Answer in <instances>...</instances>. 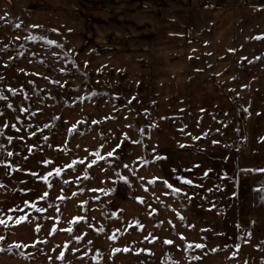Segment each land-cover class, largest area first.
Instances as JSON below:
<instances>
[{
    "label": "rangeland",
    "instance_id": "rangeland-1",
    "mask_svg": "<svg viewBox=\"0 0 264 264\" xmlns=\"http://www.w3.org/2000/svg\"><path fill=\"white\" fill-rule=\"evenodd\" d=\"M229 4L247 8L250 3L243 7L229 0ZM89 14L85 0H0V96L7 97L0 99V145L14 153L8 156L0 149V161L6 162L0 163V183L6 185L0 189L4 209L0 218L7 225L0 224V236L5 238L0 240V264H215L216 254L233 245L237 229L247 225L246 196L252 189L244 181L252 172L234 164L235 155L240 160L246 148L242 129L247 110L238 104L237 113L232 108L225 121L223 113L201 111L208 106L192 105L191 113L181 114L178 106L161 104L148 66H141L132 51L93 31ZM29 36L37 39H26ZM74 123L77 128L66 132ZM221 126L235 135H225ZM32 132L35 135H29ZM121 141L116 150L119 159L106 157L86 167L95 158L92 153L105 155ZM226 141L233 142L232 157L221 152L229 145ZM73 160L77 163L64 168L60 177L39 178ZM117 172L130 183L119 180ZM138 176H144V181ZM181 176L194 184H185ZM154 177L168 179L182 188L181 194H173L160 179L150 183ZM65 180L69 183L64 184ZM48 183L53 186L49 188ZM22 188L31 191L21 192ZM97 188L114 191H91ZM61 189L67 197L63 201L56 199ZM46 191L48 197L40 200ZM185 192L195 193L191 201ZM258 193L264 196V187ZM137 196L144 203L134 199ZM25 200L46 211L26 207ZM13 205L23 208L28 222L15 223L18 213L7 212ZM152 209L156 212L148 215ZM260 211L264 212V198ZM7 215L13 220H7ZM159 221L163 225L158 227ZM152 236L157 239L152 241ZM166 238L173 244H165ZM21 242L27 247L16 248ZM196 243L206 246L199 249ZM125 247L128 252L123 251ZM61 252L62 259L58 258Z\"/></svg>",
    "mask_w": 264,
    "mask_h": 264
},
{
    "label": "crops",
    "instance_id": "crops-1",
    "mask_svg": "<svg viewBox=\"0 0 264 264\" xmlns=\"http://www.w3.org/2000/svg\"><path fill=\"white\" fill-rule=\"evenodd\" d=\"M248 1L237 8L228 0H85L92 30L148 66L161 104L178 106L181 114L208 106L203 113H223L225 121L238 104L247 110L246 148L240 160L234 157L252 172L244 181L252 189L247 225L237 229L233 245L222 244L215 264H264V196L257 194L264 173L255 171L264 168V0ZM226 143L221 152L232 157L233 142Z\"/></svg>",
    "mask_w": 264,
    "mask_h": 264
},
{
    "label": "snow or ice",
    "instance_id": "snow-or-ice-1",
    "mask_svg": "<svg viewBox=\"0 0 264 264\" xmlns=\"http://www.w3.org/2000/svg\"><path fill=\"white\" fill-rule=\"evenodd\" d=\"M17 27H19V25H17ZM34 27H38V26H34ZM53 31H56V30L54 29ZM17 39H20V37H17ZM26 39L35 40V39H37V37H35V36H29V37H26ZM40 39H44V37H40ZM47 43H48V44H56V41H55V40H48ZM58 46L62 47V45H58ZM230 51H234V49H230ZM59 71L64 72V71H66V70H65L64 68H61V69H59ZM55 83L60 84V81H55ZM61 86H63V85H61ZM11 92L14 94V93L16 92V89H11ZM0 99L7 100V97H6V96H0ZM73 103H75V101H73ZM7 107L11 108L12 105L9 103V104L7 105ZM25 111H27V110L25 109ZM145 111H147V110H145ZM201 111H203V109H201ZM2 115H3V112H0V116H2ZM106 119H107V118H106ZM162 119H163V117H162ZM92 123H93V124H96V123H98V121L93 120ZM2 126L5 127V128L8 127L7 124H4V125H2ZM11 126H12L13 128L16 127L15 124H13V125H11ZM225 126H226V125H225ZM45 127H48V125L46 124ZM185 127H186V126H185ZM76 128H77V125L74 123V124L71 125V128L66 129V132L72 131L73 129H76ZM17 130H18V129H17ZM37 130L39 131V129H37ZM181 131H182V129H181ZM0 134H2V133H0ZM29 135H35V133L32 132V133H29ZM189 135H190V134H189ZM123 136H124L125 138H128V137H127V133H124ZM12 139H13V137H11V136L8 137V141H9V143L12 142ZM18 139L23 140L24 137H18ZM43 139L47 140V137H44ZM129 139H130V138H129ZM192 139H199V137H192ZM261 139L264 140V137H261ZM122 142H123V141L117 143L116 146H115L114 148H112L111 150L107 151V153H105V155H101V152H100V151H96V152L92 153V155H93L95 158H94V159H91V160L88 162V165H87L86 167H90V166H92V165H96L98 160H105L106 157H114V156H115L116 159H119L121 154H120L119 152H117L116 150L119 149V148L121 147V143H122ZM132 142H133V143H137V142H139V141H132ZM213 143H217V141H213ZM100 147L102 148L103 145H101ZM181 147H183V145H181ZM0 149H3L4 151H7V149H5L3 145H0ZM28 151H29V152L32 151V146H29V147H28ZM152 151L154 152L155 149H153ZM13 154H14V153H13L12 151H7V155H8V156H12ZM24 159H27V157H24ZM155 159H166V157H160V156H157V157H155ZM84 162H85L84 159H80V160H79V163H80V164H84ZM107 162H108V163H111L112 161L109 160V161H107ZM0 163H6V162H5V161H0ZM42 163H44V164H48V163H50V161H48V160H44V161H42ZM76 163H77V160H73V161L71 162V164H69V165H64V166H62V167H61V166H55V167L53 168L52 171H49L46 175L40 176L39 178H40V179H43V180H45V181H48L49 178L53 176V174H55L56 177H60L62 171L64 170V168H71V167H72L73 165H75ZM123 167H124V168H128L129 166H128L127 164H124ZM194 167H199V165H195ZM16 170H17V171H24V169H21V168H18V167L16 168ZM101 170L103 171V169H101ZM186 171H189V172H190L191 169H187ZM208 171H211V169H208L207 171H205V173H204V177H205V178H206L207 175H208ZM246 171H249V170H246ZM255 171L264 172V168L255 169ZM133 174L135 175L134 172H133ZM31 175L35 177V176H37V173L32 172ZM117 177H118L119 180L124 181L126 184H129V183H130V182H129V178H128L127 176L120 175L118 172H117ZM84 178H85V179H88V173H87V171L84 172ZM138 179H139L140 181H144L145 177H144V176H138ZM157 179L162 180L163 184H164L168 189H172L173 194H176V195L181 194V192H182V188H180V187H174L173 184H172V183H169L168 179H166V178H163V177H154L153 180L150 181V183H155V181H156ZM179 179L182 180V181H183L185 184H187V185H193V184H194V181H193L192 179H185L183 176L179 177ZM77 182H79V177H77ZM63 183H64V184H68L69 181L65 180V181H63ZM52 186H53V185H52L51 183H48V187H49V188H51ZM198 186H199V187H202L203 185H198ZM5 188H6V185L0 183V189H5ZM145 190H147V187L145 188ZM208 190L211 191V189H208ZM20 191H21V192H28V191H31V189H23V188H22V189H20ZM81 191H82V189H81ZM91 191L101 192V193H107V192H112V191H114V189L97 188V189H91ZM60 193H61V194H60L58 197H56V199L61 200V201L67 199V197H65L64 194H63V189L60 190ZM165 194L167 195V193H165ZM48 195H49V193L46 191V192H44L42 195L39 196V199H40V200H45V199L48 197ZM72 195L75 196L76 193L73 192ZM153 195H155V194L153 193ZM192 195H195V193H193ZM192 195H188L187 192L184 193L185 198H187L189 201H191V199H192ZM233 195H236V193H233ZM94 199H99V197H94ZM134 199H137V200H139L141 203H144L143 197H139V196H137V197H134ZM157 200H159V197H157ZM23 203H24V205H25L26 207H27V206H30V207H32V208H36V210H37L38 212H44V211H46V209H44V208H42V207H37V205H36V203H35L34 201L30 202V201H28V200H25V201H23ZM148 207L151 208V205L149 204ZM57 211H59V209H57ZM7 212H8V213H18V215H16V217H15V223H16L17 225H20L21 221H25V222H28V221H29V218H28L27 215L24 213L23 208H21L20 205H13L12 207H10V208L7 209ZM153 212H156V209H152L150 212H148V215H152ZM3 213H4V209H3L2 207H0V214H3ZM55 219H59V217H55ZM77 219H83V217H77ZM180 219L183 221L185 218H184L183 216H181ZM7 220H13V216H12V215H7ZM137 223H138V222H137ZM171 223H172V222L169 221V224H171ZM253 223H254V222H253ZM0 224H3V225H5V227H7V225L5 224V219H3V218H0ZM162 225H163V221H159L158 224H157L158 227H159V226H162ZM140 227H143V225H140ZM172 227H173V229H175V225H172ZM188 227L191 228V227H194V225L189 224ZM39 229H40V225H36V231H39ZM70 230H71V229H69V231H70ZM207 230H208V229H202V231H207ZM219 234L223 235V233H219ZM149 235H151V234H149ZM178 235L180 236V238H181L182 240L185 239V237L183 236V234L178 233ZM248 235L250 236V235H251V232H248ZM4 239H5V238H4L3 236H0V240H4ZM76 239L79 240L80 237L77 236ZM113 239H116V238L113 237ZM145 239L147 240L148 237H145ZM156 239H157L156 236H152V241H155ZM163 242H164L165 244H168V245H172V244H173V241H172L171 239H167V238H166ZM21 246L27 247V245H26V244H23L22 242H21V243H16V244H15V247H16V248H20ZM176 246L179 247V245H176ZM192 246H193L192 243H189V244H188V248H191ZM205 246H206V245L203 244V243H196V244H195V247H196V248H199V249H203ZM236 247H239V245H236ZM9 250H10V249H9ZM215 250H216V249H211V251H215ZM0 251H3V249H0ZM113 251L118 253V252L121 251V249H120V248H114ZM123 251H124V252H128L129 249H128L127 247H125V248L123 249ZM63 256H64V253L61 252V253L59 254V257H58V258H61V259H62ZM49 259H51V258H49Z\"/></svg>",
    "mask_w": 264,
    "mask_h": 264
},
{
    "label": "built area",
    "instance_id": "built-area-1",
    "mask_svg": "<svg viewBox=\"0 0 264 264\" xmlns=\"http://www.w3.org/2000/svg\"><path fill=\"white\" fill-rule=\"evenodd\" d=\"M235 3L238 6H243L244 7V6L248 5V0H235Z\"/></svg>",
    "mask_w": 264,
    "mask_h": 264
}]
</instances>
